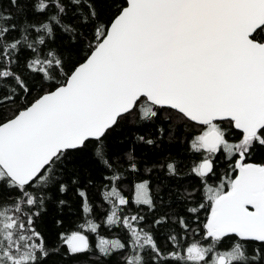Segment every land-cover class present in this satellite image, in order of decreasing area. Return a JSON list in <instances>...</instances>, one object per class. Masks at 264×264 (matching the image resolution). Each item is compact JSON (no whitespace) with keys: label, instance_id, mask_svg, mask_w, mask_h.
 <instances>
[{"label":"snow or ice","instance_id":"1","mask_svg":"<svg viewBox=\"0 0 264 264\" xmlns=\"http://www.w3.org/2000/svg\"><path fill=\"white\" fill-rule=\"evenodd\" d=\"M0 264H264V0H0Z\"/></svg>","mask_w":264,"mask_h":264},{"label":"trees","instance_id":"2","mask_svg":"<svg viewBox=\"0 0 264 264\" xmlns=\"http://www.w3.org/2000/svg\"><path fill=\"white\" fill-rule=\"evenodd\" d=\"M183 147H186V145H180V144H177L174 149H173V154H177L179 153V155L184 159L185 163L188 162L189 158L191 157V154L190 153H187V152H184L183 151ZM165 150H167V145H165ZM149 155H151V153H149ZM198 183V181H195ZM205 217V214L203 212H201V219H204ZM69 219H71V216L69 214ZM113 233L115 234V230L113 229ZM198 239V237H196Z\"/></svg>","mask_w":264,"mask_h":264}]
</instances>
